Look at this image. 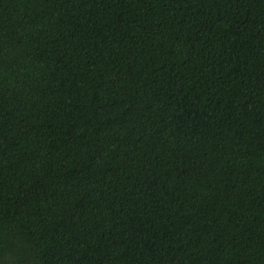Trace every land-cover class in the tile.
<instances>
[{
  "label": "trees",
  "instance_id": "16d2710c",
  "mask_svg": "<svg viewBox=\"0 0 264 264\" xmlns=\"http://www.w3.org/2000/svg\"><path fill=\"white\" fill-rule=\"evenodd\" d=\"M0 264H264V0H0Z\"/></svg>",
  "mask_w": 264,
  "mask_h": 264
}]
</instances>
